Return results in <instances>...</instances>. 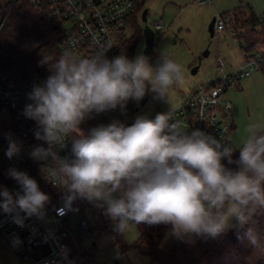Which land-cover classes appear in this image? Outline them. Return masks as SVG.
Here are the masks:
<instances>
[{
    "label": "clouds",
    "instance_id": "obj_1",
    "mask_svg": "<svg viewBox=\"0 0 264 264\" xmlns=\"http://www.w3.org/2000/svg\"><path fill=\"white\" fill-rule=\"evenodd\" d=\"M108 51L101 45L86 58L69 49L55 59L44 57L41 63L50 74L33 87L32 103L24 108L37 123L35 138L48 145L33 146L30 156L51 161V175L65 189L64 207L71 210L75 200H87L103 210L120 235L140 224H165L177 239H207L232 228L239 236L245 225H253L244 235L260 247L254 217L264 214V122L247 127L239 148L200 129L186 131L171 109L154 118L138 115L131 125L113 120L85 134L80 125L92 114L123 112L129 101L139 103L148 94L168 101L169 90L185 80L182 65L166 55L153 65L143 53L108 58ZM69 136L71 159L54 150ZM7 139L11 159L22 146L11 134ZM7 174L23 194L13 196L3 188L0 209L21 227L26 218L43 219L50 197L26 172L10 168ZM14 243H20L18 237Z\"/></svg>",
    "mask_w": 264,
    "mask_h": 264
},
{
    "label": "built area",
    "instance_id": "obj_2",
    "mask_svg": "<svg viewBox=\"0 0 264 264\" xmlns=\"http://www.w3.org/2000/svg\"><path fill=\"white\" fill-rule=\"evenodd\" d=\"M30 1L39 9L45 22L60 33L61 54L69 49L86 58L98 51L102 45L109 49L108 58L121 54L128 56L126 44L133 34L135 0ZM200 2L204 3L205 0ZM149 24L155 31L163 28L161 20H154ZM218 29L228 30L237 40L241 61L232 69L226 70L225 61L220 58L217 61L216 79L184 93L181 104L171 110L174 120L181 122L186 131L200 129L233 146L231 127L227 123L232 102L227 97V92L232 85L240 84L242 78L257 71L264 74V12L258 14L247 11L245 15L240 12L220 14L215 21V31ZM47 77L48 75H35L12 83L8 74L0 70V119L5 112L10 116L0 127V158L6 160L9 169L16 168L26 172L37 181L41 191L45 190V194L54 202L53 206L49 202L45 205V209L51 213L54 226H50L44 218L33 216L26 218L24 226L21 227L6 214L0 218V235L20 264H79V257L74 253L84 251L88 245L78 237V233L66 226L65 221L71 214L79 212L83 208L82 204L77 199L71 210L66 209L62 199L65 191L63 182L51 175L50 165L42 167L41 161L30 156L33 146H44L45 142L35 138L37 123L27 118L23 112L25 106L32 103L29 93L33 87L42 84ZM134 111L128 103L123 112L117 108L101 114L106 125L113 120L131 125L127 118ZM8 134L22 146L21 152L11 159L6 155ZM71 140L72 137L69 136L65 139L64 147L56 146L54 150L61 157L71 159ZM15 183L18 192L23 194L21 186L18 182ZM54 189L61 192L57 194ZM90 230L87 219L79 223V234H86ZM97 231L93 232L96 234ZM16 237L20 241L18 245L14 243ZM84 261L88 263L89 259L85 258Z\"/></svg>",
    "mask_w": 264,
    "mask_h": 264
},
{
    "label": "rangeland",
    "instance_id": "obj_3",
    "mask_svg": "<svg viewBox=\"0 0 264 264\" xmlns=\"http://www.w3.org/2000/svg\"><path fill=\"white\" fill-rule=\"evenodd\" d=\"M6 1L0 0V3L4 4ZM200 1L202 0H146L144 3V9H148V22L161 20L163 23V28L155 31V46L151 62L155 65L161 55L170 57L182 65L185 80L183 84L169 90L168 101L155 100L152 94H149L147 103L127 118L131 124L138 115H148L154 118L157 113L177 107L181 104L184 93L216 79L218 76L217 61L220 58L225 61L226 70L232 69L241 61L237 40L231 33L228 30L218 29L211 37L209 24L213 17L240 6H249L256 13H262L264 12V0H205V3ZM141 24L144 27L143 21ZM144 46L143 36L134 54L129 58L143 53ZM207 50L210 53L205 56ZM240 84L242 89L232 85L227 92V97L232 102L229 115L236 124V128L231 131V140L233 146L237 148L241 146L246 136V129L250 124L264 122V74L257 71L242 78ZM129 103L133 109L139 105L135 101H129ZM9 117L7 112L1 116L0 127ZM101 124L106 125L102 114H92L80 125V128L87 134L92 127ZM238 155L239 150L237 149L233 153V159ZM223 162L227 163L226 160ZM5 166L6 160L0 158V169L4 175H8L9 168ZM3 188H7L13 196L18 192L15 182L7 185L0 180V190ZM2 200L3 197H0V202ZM4 215L6 213L0 209V218ZM44 219L50 226H54L51 213L47 209H45ZM85 219L89 221L91 228L99 226L101 219L98 208L84 206L79 212L71 214L65 224L74 233H78V237L83 239L88 247L96 243V247L93 248L94 255L89 260V264H154L150 257L141 254L135 248L123 249L112 234L97 237L98 233L95 234L92 230L86 234H79V223ZM85 236L90 238L85 239ZM139 236L137 226H133L123 235V242L131 244ZM176 240L177 238L171 235L170 229L162 240L161 247L168 249ZM117 253L120 254L119 259L116 258ZM0 264H20L9 254L2 243H0Z\"/></svg>",
    "mask_w": 264,
    "mask_h": 264
},
{
    "label": "trees",
    "instance_id": "obj_4",
    "mask_svg": "<svg viewBox=\"0 0 264 264\" xmlns=\"http://www.w3.org/2000/svg\"><path fill=\"white\" fill-rule=\"evenodd\" d=\"M145 0H135L136 12L132 18L133 34L126 44V52L131 57L143 39L142 11ZM249 11L254 13L249 6L236 7L222 14L240 12L245 15ZM39 9L31 4L30 0H7L0 3V70L5 71L12 83L20 82L28 77L49 75V66L42 64L44 57L58 58L61 55V36L57 29L50 27L40 16ZM240 89V85L237 84ZM234 129L232 125L231 131ZM48 145L44 143V147ZM239 156V155H238ZM236 156L234 159H236ZM42 167L51 165L50 161H41ZM230 167L235 168V165ZM0 180L7 185L15 182L11 177L0 176ZM60 193L61 190L54 189ZM44 192V190H42ZM45 193V192H44ZM82 207H95L87 200L78 199ZM51 206L54 202L50 199ZM100 225L91 228L98 230L97 237L112 234L123 249L135 248L141 254L147 255L154 264H264V214L254 217V225L260 240V247H253L244 235L245 225L239 231L232 228L217 238H202L193 236L191 239H177L168 249L161 247L167 231L171 225H136L140 236L131 244H124L123 235L113 231V222L99 209ZM233 224L236 221L232 222ZM1 242V235H0ZM94 242L84 251L75 252L79 257V264H89L85 258L91 260L94 255ZM91 264V263H90Z\"/></svg>",
    "mask_w": 264,
    "mask_h": 264
},
{
    "label": "water",
    "instance_id": "obj_5",
    "mask_svg": "<svg viewBox=\"0 0 264 264\" xmlns=\"http://www.w3.org/2000/svg\"><path fill=\"white\" fill-rule=\"evenodd\" d=\"M142 21L144 22L143 36H144V41H145L143 53L152 57V55L154 53L156 32H155L154 28L148 22V9H146V8L143 9V11H142ZM215 21H216V17H213V19L211 20V22L209 24V32H210L211 37H213L215 35V32H216L215 31ZM209 53H210L209 50H207L205 52V56H208ZM196 70H197V68L195 69V71ZM148 99H149V94L146 95L144 97V99L139 102V105L135 108V111L139 110V108L141 106H144L147 103ZM227 123L230 127H232L233 120H232L231 116L227 118Z\"/></svg>",
    "mask_w": 264,
    "mask_h": 264
},
{
    "label": "crops",
    "instance_id": "obj_6",
    "mask_svg": "<svg viewBox=\"0 0 264 264\" xmlns=\"http://www.w3.org/2000/svg\"><path fill=\"white\" fill-rule=\"evenodd\" d=\"M145 2H146V0H145ZM205 3V2H204ZM229 11V10H228ZM226 12V11H225ZM240 85V88L242 89V86H241V84H239ZM237 88H239V87H237ZM232 120H233V126H234V129L236 128V124H235V121H234V119L232 118ZM233 129V130H234ZM5 167H7V166H5ZM8 168V167H7ZM4 176V177H9L8 175H4L3 174V172H2V170L0 169V176ZM170 230V229H169ZM168 230V231H169ZM168 231H167V233H168ZM166 233V234H167ZM0 243H2L4 246H5V248L7 249V251L9 252V254L14 258V255H13V253H12V251L8 248V246L5 244V242L3 241V239H2V237H1V242ZM15 259V258H14ZM16 261V260H15Z\"/></svg>",
    "mask_w": 264,
    "mask_h": 264
}]
</instances>
